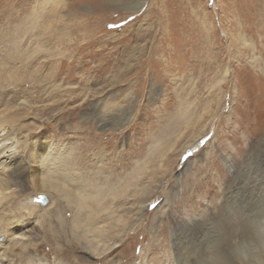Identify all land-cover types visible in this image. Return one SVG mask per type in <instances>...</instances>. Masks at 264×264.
Wrapping results in <instances>:
<instances>
[{"label":"rangeland","instance_id":"obj_1","mask_svg":"<svg viewBox=\"0 0 264 264\" xmlns=\"http://www.w3.org/2000/svg\"><path fill=\"white\" fill-rule=\"evenodd\" d=\"M131 1L0 0V65L9 49H36L27 67L34 77L16 93L10 80L0 88V109L26 100V121L40 124L27 141L42 140L54 155L72 152L75 173L90 183L88 193L74 185L76 197L107 207L94 220L109 234L86 236L82 226L77 239L68 227L81 210L77 198L62 197L59 217L42 193L45 217L24 210L26 227L11 218L13 228L0 232V246L35 249L43 241L27 264H173L178 247L201 249L208 237L236 235L242 225L248 235L264 208V0H145L134 13L125 9ZM55 59L60 74L51 78ZM204 59L216 65L199 75ZM185 99L196 104L188 123L178 118ZM8 142L0 141V174ZM18 194L7 198L13 207L30 197L40 203L41 195ZM27 227L38 236L30 239Z\"/></svg>","mask_w":264,"mask_h":264},{"label":"bare ground","instance_id":"obj_2","mask_svg":"<svg viewBox=\"0 0 264 264\" xmlns=\"http://www.w3.org/2000/svg\"><path fill=\"white\" fill-rule=\"evenodd\" d=\"M144 2H145V0H135V1H131L127 6H125V5L124 6H125V9H128L134 13L144 4ZM227 4H229V2ZM249 7H251V6H249ZM243 8H245V7H243ZM233 9H234V7H233ZM236 10H237V8H236ZM259 11H262V10H259ZM239 25L240 24H236L237 28ZM238 31L241 34V36H243V31H242V33H241V30H238ZM211 35H213V34L211 33ZM238 39H239V37H238ZM16 41H18V40H16ZM10 43H12V42H10ZM241 44H242V42H241ZM19 47H21V46H19ZM24 47H25V45H24ZM20 49L21 48H19V50ZM11 50L9 49L8 54H7L11 60L7 58L8 60L3 61V62H6L5 65L4 64L0 65V88L5 87L6 86L5 84L9 83V80H10V83H12L13 87H14L13 92L16 93L18 90L16 87L19 85V83L22 81V79H24V77L29 76V75L31 77H34L35 73H32L30 67H29V69L27 67L35 62V60H36V55H35L36 49H35V51L32 50L31 52L29 51L26 53H24L25 52L24 50H20L22 52L18 51V53H16L15 55L10 54ZM15 63L18 64V65H15L16 67H14ZM201 63L203 64L202 65L203 68L201 69V73L199 75H202V73L204 74L206 72L211 73L213 71V66L216 65V64L212 65L211 61H209L207 59H204L203 61H201ZM214 63H217L215 60V57H214ZM249 64H251L250 66L254 65L253 63H250V60H249ZM50 65H51L52 70L49 74V77L52 78L54 76V74L59 75L60 71L58 70V66H59L58 60L57 61H56V59L53 60L50 63ZM21 71H23L24 73L21 74ZM35 71H37V70H35ZM66 77H67V75H66ZM213 77H214V75L212 76V78ZM188 82H189V79H188ZM198 82L200 83V82H202V80L198 81ZM199 89H201V88H199ZM200 91H202V90H200ZM2 94L3 93H1L0 96ZM184 97H186V96H184ZM191 100H192V98H191ZM203 101H205V100H203ZM12 102H6V103L4 102L5 107L0 109V141H2V142L7 141V140L10 141V142H8L9 144L6 145L4 148H9L11 150L10 153H8L2 157V162L6 163L7 171L6 172L2 171V173L0 174V212H2V211L3 212L4 211L5 212L6 211L7 212L13 211V212H15V214H13V212H12V215H10L8 213L6 216H4V215L0 216V232L13 228V226H11V225H13L15 222L14 223H13V221L8 222L9 220H11V218L17 219L16 225L21 227V228L22 227L24 228V226L28 222L26 220H23L25 218V216L22 215L23 218L19 217L20 214H23L24 210H27L26 212L28 215L31 213V214L37 215L39 217H45V215L43 214L45 212L44 206L47 204H45V205H41L40 203L37 204V202H33L34 200H32V197H30V200L25 202V204L20 203V204H18L19 206L13 207L11 205V198H9V199H7V198L9 195L14 194L15 192L19 193L18 195L22 194L25 197L27 195H31V194H34V195H42V193L50 194L52 196V200H51L52 202L50 205H48L46 207H49V211L53 215H58L59 217H61V213H59L60 212L59 206H61V199H62V197L66 198L68 200L75 199L76 193L74 191V187H73L74 185L81 184L78 186V188L81 191L83 190V186L88 187L87 190L85 188L86 193H88L89 189H90L89 179L86 177L84 178V180H87L86 185H84L83 179L82 178L80 179V177H78V175L75 173L76 166L74 164L75 160L71 155L72 152H70V155H68V153H69L68 152L67 156H66L63 153L59 154V152L57 151V154L54 155L52 153V150L50 151V149H49V151H47V147L45 146V143L42 142V140L38 139L37 141H34L35 142L34 145L30 144L27 141L26 137H29L28 133L30 132V130H32L30 126H34L33 129L36 130V129L40 128V124L39 125L37 124V126L33 123H32V125H29L30 123L26 121L29 118V116H31V114L29 113L30 111H29L28 105L26 104V102H27L26 100H23L22 102L15 103V104H12ZM184 102L185 103L183 105V109L179 112V114L178 113L177 114H178V118L180 119V121L188 123L193 118V115H195L194 114V110H195L194 106H196V104H194L193 102L188 101L186 99ZM194 102H196V101H194ZM199 102H198V104H199ZM200 105H202V104L200 103ZM205 106H210L209 102L206 101L204 103V107ZM13 107H15V109H12ZM176 107H178V104ZM180 107H181V104H180ZM57 108L58 107H52L51 111L52 110L55 111V110H57ZM192 108H194V110ZM106 114H110V112L106 111ZM100 120L103 121V119H100ZM117 121L118 120H116L114 123H116ZM124 121H125V119H122L121 120L122 124L119 122L116 125L122 126ZM186 125L187 124H185V126ZM41 131L42 130H40L38 132V134L41 133ZM36 143H38V144H36ZM189 143H191V142H189ZM4 151L5 150L2 149V151H0V153H3ZM116 162L118 165H120L123 162V160L121 158H119L113 164H116ZM115 167H118V166H115ZM88 175H89V173H88ZM117 183H118V188H120L122 184H120V181H117ZM7 190H10V192L9 193L6 192ZM114 190H116V189H114ZM85 195H87V194H85ZM77 200L80 203L79 205H80L81 210H79L76 215L74 214L72 216V222L68 226L69 227V234H71V236L73 238L80 239L79 236L81 235V233L79 231V228L82 226L86 227V229L84 230V233L86 236H89L90 232H94V234L97 232V235L100 238H102L103 235L109 234L108 228L106 229V228H100L99 226H96V223H97L96 220L97 219L94 220V218L98 217L99 208L103 205L101 208L107 209L106 205L102 204V205L92 206V205H90V201H89V198L87 196L85 198V201L78 199V198H77ZM8 206H9V208H8ZM42 206L44 208H41V210H42L41 211L40 208H38V207H42ZM109 214H107V215L109 216ZM33 215H29V217L33 216ZM11 216H14V217H11ZM107 218L108 217H101L100 219L104 221ZM195 219L196 218H194V220ZM66 226L67 225L65 224L64 220L61 219V222H60L61 229L66 230ZM39 230L40 229H38V228L36 229L35 227H27V229H26L30 239H34L35 236H38ZM53 231H54V229H53ZM56 233L60 234L61 231H59V229L57 228ZM43 234H45V235L47 234L46 229H44ZM171 235H172L171 240L174 241L175 240V237H173L174 233H172ZM246 237H247V235L244 233V226L242 225L241 230H239V233L236 235H233V234L230 235L229 234L228 236L223 238L221 235L217 234V235H213L211 237H208L207 241L206 242L204 241L205 246L202 245L201 249L200 248L192 249V250H194V251H192V250H189V248H188V250L185 249L186 247H184V248L178 247L174 250V257L172 256L173 257V264H199L200 254L206 247H208L209 244H212L218 250L227 253L239 241L245 239ZM51 238L55 239V241L58 239V237H56L55 235L52 236V234H51ZM51 238H49V239H51ZM221 239L225 242L224 244H221V242H222ZM37 241H38V239H37ZM37 241L35 242V247H36L35 249H31L30 247H28V245H24L22 247L23 249L22 248L16 249V247L14 246L15 244H13L11 241H8V244L6 246L4 244L1 245L0 248H3V251L0 254V264H4V262H6L7 264H27L29 261H31L33 259L32 258L33 256H31V257L29 256V253L33 250H35V252H36V250L39 251V249L42 247L43 241H41V240H39L40 242L39 241L37 242ZM45 242H47L51 245L50 240L47 239V240H45ZM88 242H90V240H87V243ZM81 243H82L83 248H87V246H88L87 243H85V242H81ZM200 244H201V242H200ZM173 248H172V250H173ZM184 250H186V252H184ZM195 253H196V255H195ZM10 256H13V259H11ZM27 256H29V260H27L28 258L26 259ZM3 257H5L6 259H3Z\"/></svg>","mask_w":264,"mask_h":264},{"label":"clouds","instance_id":"obj_3","mask_svg":"<svg viewBox=\"0 0 264 264\" xmlns=\"http://www.w3.org/2000/svg\"><path fill=\"white\" fill-rule=\"evenodd\" d=\"M199 264H264V208L248 225V235L227 253L209 244L200 254Z\"/></svg>","mask_w":264,"mask_h":264},{"label":"water","instance_id":"obj_4","mask_svg":"<svg viewBox=\"0 0 264 264\" xmlns=\"http://www.w3.org/2000/svg\"><path fill=\"white\" fill-rule=\"evenodd\" d=\"M41 198H42V199H41ZM47 201H48V199H47L44 195H41V196H40V200H39V202H40L41 205H45V204H47Z\"/></svg>","mask_w":264,"mask_h":264},{"label":"snow or ice","instance_id":"obj_5","mask_svg":"<svg viewBox=\"0 0 264 264\" xmlns=\"http://www.w3.org/2000/svg\"><path fill=\"white\" fill-rule=\"evenodd\" d=\"M109 27H112V25H109ZM42 199V198H41Z\"/></svg>","mask_w":264,"mask_h":264}]
</instances>
